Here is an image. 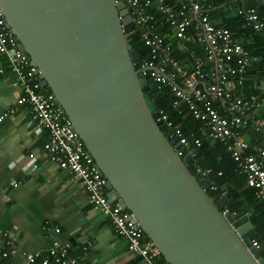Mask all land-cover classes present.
I'll use <instances>...</instances> for the list:
<instances>
[{
	"label": "water",
	"instance_id": "95a60500",
	"mask_svg": "<svg viewBox=\"0 0 264 264\" xmlns=\"http://www.w3.org/2000/svg\"><path fill=\"white\" fill-rule=\"evenodd\" d=\"M6 26L72 121L111 202L129 210L168 264H264L247 215L214 199L146 99L119 0H0Z\"/></svg>",
	"mask_w": 264,
	"mask_h": 264
},
{
	"label": "built area",
	"instance_id": "2783aa9c",
	"mask_svg": "<svg viewBox=\"0 0 264 264\" xmlns=\"http://www.w3.org/2000/svg\"><path fill=\"white\" fill-rule=\"evenodd\" d=\"M119 1L127 5L135 23L128 35L137 31L148 48L147 56L137 61L140 75L148 77L158 88H169L174 94L173 107L184 104L190 115L201 123L200 135L191 138L163 109L157 110L155 120L170 131V138L177 137L179 141L178 154L194 156L193 148L200 146L203 139L220 141L246 186L253 189L255 198L264 206V144L251 143L245 138L252 133L264 141V92L243 97L231 89L233 83L244 84L247 71L257 57L228 28L217 26L209 19L205 0ZM240 1L243 5L238 12L244 16V24L262 31L264 0H255L256 5L247 7L244 4L251 0ZM164 26L166 29L162 30ZM178 46L189 47L193 54L190 66H184L172 55ZM196 50L202 54L197 55ZM7 70L16 76L20 85L15 104L26 105L39 129L47 132L44 143L47 159L81 182L89 202L107 217L114 232L127 240L128 251L139 257L141 264H157L159 250L132 213L108 199L106 178L96 167L72 121L55 102L53 93L44 91L40 71L18 46L0 10V75ZM12 112L14 109L9 108L0 113V123ZM29 157L32 159L33 154ZM193 165L200 178H209L210 168ZM209 189L216 187L212 184ZM54 231L59 233L60 229L55 227ZM250 243L260 250L258 239L250 237ZM9 244V240L0 239V264H9V257L14 253ZM71 250L69 242L55 238L46 254L26 253L23 264H90L72 255ZM260 256L264 261V255Z\"/></svg>",
	"mask_w": 264,
	"mask_h": 264
},
{
	"label": "crops",
	"instance_id": "0c3cea01",
	"mask_svg": "<svg viewBox=\"0 0 264 264\" xmlns=\"http://www.w3.org/2000/svg\"><path fill=\"white\" fill-rule=\"evenodd\" d=\"M236 1L237 6L242 4ZM174 49L181 51L180 57L174 56L181 64L187 67L192 64L193 54L187 47ZM257 68L255 65L248 69L245 88L252 86L264 92V76ZM243 85L233 83L231 89L243 97L258 93L247 94ZM19 94L16 76L5 71L0 75V113L9 108L14 112L0 123V239L9 240L14 250L9 264H23L26 253L46 254L55 238L69 242L72 255L90 264H141L128 251L127 240L117 235L107 217L89 202L81 182L47 159L44 150L47 132L39 129L26 105L15 104ZM252 135L245 138L250 140ZM254 137L256 141L251 143L264 144L259 136ZM55 227L60 229L59 233L54 231ZM259 242V252L264 255V243Z\"/></svg>",
	"mask_w": 264,
	"mask_h": 264
},
{
	"label": "trees",
	"instance_id": "16d2710c",
	"mask_svg": "<svg viewBox=\"0 0 264 264\" xmlns=\"http://www.w3.org/2000/svg\"><path fill=\"white\" fill-rule=\"evenodd\" d=\"M236 0H205L204 3L208 6L207 14L209 19L214 23L217 21V25L228 28L235 37L243 42L244 47L249 50L252 55L257 57V61L252 64L260 70L261 76H264V29L262 31H256L250 26H243L244 16L238 12L242 8L236 5ZM224 4L223 7H218ZM249 5H256V2L250 1L245 3L244 7ZM218 7V8H216ZM214 17V18H213ZM215 19V20H213ZM166 27H162L165 30ZM128 41L132 47L136 48L140 57L143 58L148 54V48L144 42L140 39L137 31H133L128 35ZM189 49V47H187ZM173 56L180 57L181 51L179 49L173 50ZM189 53L190 49H189ZM197 55H201L200 50H196ZM192 60V56L190 55ZM139 62L135 63L138 67ZM256 70L255 68H253ZM147 85L144 87L146 99L149 103L153 116L157 117V110L163 109L173 121L175 125H180L184 134L189 137L193 135H200V122L194 119L188 110L181 104L178 107H173L172 101L174 94L169 88H158L157 85L152 82L148 77ZM243 85V89L247 91V94L251 92H258L259 89H254L252 86L248 89ZM45 92H50L49 89L44 88ZM165 135L170 138V131L160 123ZM250 142L256 141L252 135ZM260 141V140H259ZM195 163L204 168H210L212 173L208 176L212 181V184L216 187L215 190H208V193L217 199L221 193L227 196L226 209L231 213H234L235 217L247 215L249 221H251L255 232L251 238H258L264 243V206L254 196L252 188L246 186L243 187L244 177L238 174L236 170V164L232 159L230 153L226 150V147L220 141H209L203 139L200 146L193 148ZM192 172L195 173L194 165L191 166ZM220 172V174H218ZM244 181V182H243ZM245 185V184H244ZM139 258V257H138ZM167 263L161 255L157 259V264Z\"/></svg>",
	"mask_w": 264,
	"mask_h": 264
},
{
	"label": "rangeland",
	"instance_id": "374dc122",
	"mask_svg": "<svg viewBox=\"0 0 264 264\" xmlns=\"http://www.w3.org/2000/svg\"><path fill=\"white\" fill-rule=\"evenodd\" d=\"M222 195H224V193H221V194L219 195V197H221ZM219 197H218V198H219Z\"/></svg>",
	"mask_w": 264,
	"mask_h": 264
}]
</instances>
